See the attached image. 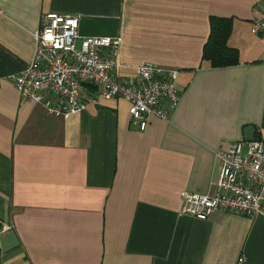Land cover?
Instances as JSON below:
<instances>
[{"label":"crops","instance_id":"1","mask_svg":"<svg viewBox=\"0 0 264 264\" xmlns=\"http://www.w3.org/2000/svg\"><path fill=\"white\" fill-rule=\"evenodd\" d=\"M264 0H0V264H264V218L201 220L183 192L209 194L217 152L255 126L264 141ZM82 36L121 37L119 81L146 62L180 70L168 118L131 123L130 102L86 85L87 107L49 113L10 78L29 65L44 14ZM233 19L240 62L203 59L211 16ZM243 258V261L241 259Z\"/></svg>","mask_w":264,"mask_h":264},{"label":"built area","instance_id":"2","mask_svg":"<svg viewBox=\"0 0 264 264\" xmlns=\"http://www.w3.org/2000/svg\"><path fill=\"white\" fill-rule=\"evenodd\" d=\"M79 26L74 14L43 15L32 62L10 76L21 95L43 104L49 113L66 116L86 109L85 88L91 85L106 99L129 101L131 123L141 130L150 116L167 119L164 101L170 108L177 105L180 70L146 62L135 68L134 82L119 81L115 70L120 66L121 37L82 36ZM251 31L264 33V6ZM217 156L220 172L212 192H183V212L201 220L215 211L264 218V141H232ZM7 229L0 220V237Z\"/></svg>","mask_w":264,"mask_h":264},{"label":"trees","instance_id":"3","mask_svg":"<svg viewBox=\"0 0 264 264\" xmlns=\"http://www.w3.org/2000/svg\"><path fill=\"white\" fill-rule=\"evenodd\" d=\"M210 27V35L203 49V59L212 67L238 64L240 62L239 51L228 44L233 19L213 15L210 18Z\"/></svg>","mask_w":264,"mask_h":264},{"label":"water","instance_id":"4","mask_svg":"<svg viewBox=\"0 0 264 264\" xmlns=\"http://www.w3.org/2000/svg\"><path fill=\"white\" fill-rule=\"evenodd\" d=\"M246 141H252L256 139V128L255 126H247L245 128V137Z\"/></svg>","mask_w":264,"mask_h":264},{"label":"bare ground","instance_id":"5","mask_svg":"<svg viewBox=\"0 0 264 264\" xmlns=\"http://www.w3.org/2000/svg\"><path fill=\"white\" fill-rule=\"evenodd\" d=\"M257 138V137H256Z\"/></svg>","mask_w":264,"mask_h":264},{"label":"rangeland","instance_id":"6","mask_svg":"<svg viewBox=\"0 0 264 264\" xmlns=\"http://www.w3.org/2000/svg\"><path fill=\"white\" fill-rule=\"evenodd\" d=\"M79 45V44H78Z\"/></svg>","mask_w":264,"mask_h":264}]
</instances>
